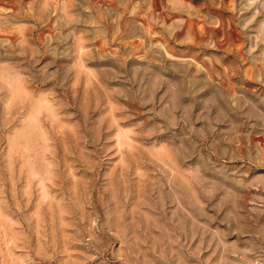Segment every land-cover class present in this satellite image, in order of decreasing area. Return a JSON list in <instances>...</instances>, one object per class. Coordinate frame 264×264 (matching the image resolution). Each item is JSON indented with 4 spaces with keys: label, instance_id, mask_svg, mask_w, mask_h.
<instances>
[{
    "label": "rangeland",
    "instance_id": "1",
    "mask_svg": "<svg viewBox=\"0 0 264 264\" xmlns=\"http://www.w3.org/2000/svg\"><path fill=\"white\" fill-rule=\"evenodd\" d=\"M0 264H264V0H0Z\"/></svg>",
    "mask_w": 264,
    "mask_h": 264
}]
</instances>
